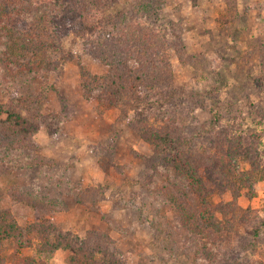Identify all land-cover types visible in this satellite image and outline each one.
<instances>
[{
  "label": "rangeland",
  "instance_id": "obj_1",
  "mask_svg": "<svg viewBox=\"0 0 264 264\" xmlns=\"http://www.w3.org/2000/svg\"><path fill=\"white\" fill-rule=\"evenodd\" d=\"M140 1L149 2L141 9ZM110 11L117 24L123 19L159 41L147 51L160 67L152 88L157 93L170 88L175 96L154 110L152 127L169 123L177 134L203 130V145L216 138L220 150L232 138L251 139L264 153V0H120ZM107 33L77 37L70 32L62 35L60 46L41 42L39 51L26 46L21 35L13 36L26 47L23 54L7 53L8 42L0 36V67H8L0 76L5 110L16 109L22 96L41 94L45 98L30 111L19 109L21 121L30 133L38 121L49 124L26 136L29 148L0 146V217L10 214L15 223L9 221L32 239L30 248L20 250L14 241L5 242L0 264H22L39 246L55 245L53 238L29 234L30 227L72 232L125 264H208L195 254L165 200L163 186L177 182L181 188L182 183L164 153L134 132L136 114L130 107L112 105L107 98L99 102L97 93L83 87L88 74L106 76L108 59L116 65L121 55L128 56L127 63L135 66V58L143 55L136 47H129L131 56L125 54L121 42ZM19 64L27 68L18 72ZM213 86L217 90L211 94ZM210 109L219 111L220 122ZM6 131L3 136L9 137ZM237 169L249 165L239 163ZM253 191L251 199L238 200L250 212L230 243L228 264L264 260V180ZM231 200L229 194L224 197ZM254 230L261 238L253 236ZM70 255L57 249L37 264H72Z\"/></svg>",
  "mask_w": 264,
  "mask_h": 264
},
{
  "label": "trees",
  "instance_id": "obj_2",
  "mask_svg": "<svg viewBox=\"0 0 264 264\" xmlns=\"http://www.w3.org/2000/svg\"><path fill=\"white\" fill-rule=\"evenodd\" d=\"M119 1L0 0V36L8 42L5 50L7 53H26V47H20L13 40L16 35L26 39V46L30 44L39 51L43 48L40 46L41 42L49 47L60 46L62 35L70 32L80 37L104 31L108 32V38L121 42L124 46L122 52L125 54L129 53L131 56L132 50L129 47H136L138 51L142 49L140 53L145 55L148 49H152V44L159 41L151 34L139 33L141 27L132 29L123 19L117 24L110 9ZM148 2L140 1L137 7L143 9ZM143 55L135 58L136 67L127 63L128 56L121 55L116 65L108 59L109 71L106 76L88 74L87 77L84 76L83 87L85 91L97 93L95 98L99 102L106 101L107 98L110 104L130 107L135 112L136 119L132 123L134 132L154 146L156 151L164 153L171 172L182 183L180 188L177 182H167L163 186L164 195L165 200L173 205L179 225L189 234L195 254L207 259L208 264H228L230 243L239 235L237 230L248 221L250 212L248 208L239 206L238 200L243 195L247 199L254 197V185L264 180V164H260L264 153L251 139L244 141L239 137L232 138V142H226L227 146L220 150L216 138L211 141L208 139V144L203 145V130L177 134L175 125L169 123L158 129L152 127L149 121L154 110L160 104L173 101L175 93L170 88L158 93L152 88V84L159 80L160 67L156 66L154 57L149 53L148 57ZM7 68L0 67V76ZM15 68L18 72H23L27 67L19 64ZM8 71L10 72L9 69ZM8 79L2 78V82L7 83ZM211 90V94H214L217 89L213 86ZM44 98L41 94L22 96L16 99V109L11 108V111L5 110L0 99V146L5 144L12 150L30 147L26 136L36 132L41 125L47 127L49 124L38 121L30 133L25 125L26 121H21L23 117L20 110L30 111L34 104ZM209 112L216 122H220L219 111L210 109ZM4 114L9 117L3 119ZM4 131L10 132L9 137L3 136ZM239 163H248L249 169L239 171ZM228 194L232 200L225 202L224 197ZM216 195L219 201L214 202ZM9 220L12 221L10 214L0 217V250L9 240L14 241L19 250L30 248L32 239L26 238L21 228ZM37 228H28L29 234L34 231L46 241L53 238L55 245L39 246L34 257L20 260L22 264H37L43 254H53L61 248L71 254L72 264H125L115 254L87 244L72 232L54 227L41 229L42 231ZM253 236L261 238L262 234L254 230ZM259 264H264V260Z\"/></svg>",
  "mask_w": 264,
  "mask_h": 264
}]
</instances>
